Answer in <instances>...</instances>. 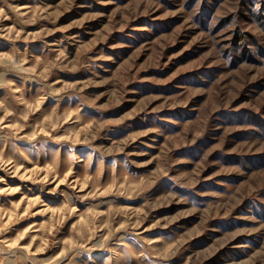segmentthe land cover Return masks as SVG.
Returning a JSON list of instances; mask_svg holds the SVG:
<instances>
[{"label":"rangeland","instance_id":"rangeland-1","mask_svg":"<svg viewBox=\"0 0 264 264\" xmlns=\"http://www.w3.org/2000/svg\"><path fill=\"white\" fill-rule=\"evenodd\" d=\"M0 264H264V0H0Z\"/></svg>","mask_w":264,"mask_h":264},{"label":"bare ground","instance_id":"bare-ground-1","mask_svg":"<svg viewBox=\"0 0 264 264\" xmlns=\"http://www.w3.org/2000/svg\"><path fill=\"white\" fill-rule=\"evenodd\" d=\"M9 170V169H8Z\"/></svg>","mask_w":264,"mask_h":264}]
</instances>
